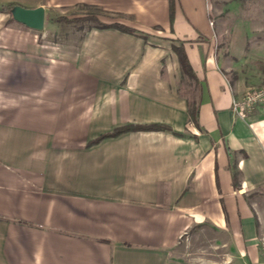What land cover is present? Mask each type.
I'll return each instance as SVG.
<instances>
[{
  "label": "crops",
  "instance_id": "0c3cea01",
  "mask_svg": "<svg viewBox=\"0 0 264 264\" xmlns=\"http://www.w3.org/2000/svg\"><path fill=\"white\" fill-rule=\"evenodd\" d=\"M8 2L46 19L92 6L135 31L73 24L50 40L58 23L0 10V264H224L176 255L204 226L226 264H264V109L234 112L248 87L224 71L208 0H176L173 20L170 0ZM151 124L169 128L94 141Z\"/></svg>",
  "mask_w": 264,
  "mask_h": 264
},
{
  "label": "rangeland",
  "instance_id": "374dc122",
  "mask_svg": "<svg viewBox=\"0 0 264 264\" xmlns=\"http://www.w3.org/2000/svg\"><path fill=\"white\" fill-rule=\"evenodd\" d=\"M209 23L214 29L215 48L222 66L231 81L241 80L248 88L264 83V0H208ZM96 15L104 21L114 19L99 8L78 5L60 12H49L47 24L58 23L60 32L46 38L59 39V36L76 26L93 21L79 20V17ZM66 16L71 21L61 20ZM59 17V21L56 18ZM54 18V19H52ZM263 81V82H262ZM189 98L196 99V87L188 82L183 87ZM220 235L211 226L198 229L191 236H184L177 254L188 257H202V261L226 264V249L220 245Z\"/></svg>",
  "mask_w": 264,
  "mask_h": 264
},
{
  "label": "trees",
  "instance_id": "16d2710c",
  "mask_svg": "<svg viewBox=\"0 0 264 264\" xmlns=\"http://www.w3.org/2000/svg\"><path fill=\"white\" fill-rule=\"evenodd\" d=\"M170 3H171V17H172V20H173V16H174V10H175V3H176V0H170ZM16 4V2H8V3H4L2 5H0V10H3V11H7L8 13H10L11 17L12 14H11V9L12 7ZM54 19V18H52ZM61 20H65V21H71V19L67 18L66 16H62L60 18ZM59 17L56 18V21H59L60 20ZM91 19L90 21H95V23H97L98 26L100 27H109V26H116L122 30H125V31H130V32H134L135 31V28L132 27V26H129L123 22H120V21H111V22H105L103 20H101L99 17H97L96 15H91L90 17H79V20L81 21H85V20H89ZM173 48L174 50L176 51V53L178 54L179 56V60H180V64H181V68H182V71L184 73H186L189 77L191 78H195V72L193 70V67L190 63V60L188 58V55L185 51V48L184 46L181 44V45H176L174 44L173 45ZM190 112L192 113V117H194V119L196 118V111H194L193 109L190 110ZM169 127L168 126H165V125H159V124H151V125H129V126H123V127H118L116 128L115 130H113L112 132H107V133H104L102 134L101 136H99L97 139H95L94 141H97L103 137H106V136H111V135H117L123 131H126V130H133V129H168ZM93 142V141H92Z\"/></svg>",
  "mask_w": 264,
  "mask_h": 264
},
{
  "label": "built area",
  "instance_id": "2783aa9c",
  "mask_svg": "<svg viewBox=\"0 0 264 264\" xmlns=\"http://www.w3.org/2000/svg\"><path fill=\"white\" fill-rule=\"evenodd\" d=\"M210 23L213 25V20H210ZM256 108L264 109V83L251 86L242 94H236L233 98V110L243 118H245L249 111Z\"/></svg>",
  "mask_w": 264,
  "mask_h": 264
},
{
  "label": "water",
  "instance_id": "95a60500",
  "mask_svg": "<svg viewBox=\"0 0 264 264\" xmlns=\"http://www.w3.org/2000/svg\"><path fill=\"white\" fill-rule=\"evenodd\" d=\"M11 14L15 20L31 28L42 30L45 27L46 9L43 5L28 7L16 3L11 9Z\"/></svg>",
  "mask_w": 264,
  "mask_h": 264
}]
</instances>
